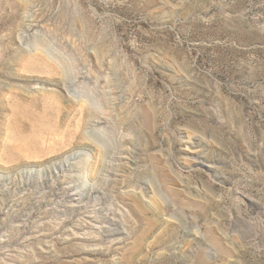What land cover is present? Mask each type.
<instances>
[{
  "label": "rangeland",
  "instance_id": "374dc122",
  "mask_svg": "<svg viewBox=\"0 0 264 264\" xmlns=\"http://www.w3.org/2000/svg\"><path fill=\"white\" fill-rule=\"evenodd\" d=\"M0 264H264V0H0Z\"/></svg>",
  "mask_w": 264,
  "mask_h": 264
}]
</instances>
